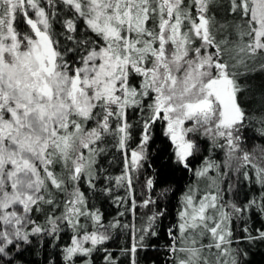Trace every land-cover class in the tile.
Here are the masks:
<instances>
[{
    "label": "snow or ice",
    "instance_id": "6c2138e0",
    "mask_svg": "<svg viewBox=\"0 0 264 264\" xmlns=\"http://www.w3.org/2000/svg\"><path fill=\"white\" fill-rule=\"evenodd\" d=\"M253 246L264 0H0V264H251Z\"/></svg>",
    "mask_w": 264,
    "mask_h": 264
},
{
    "label": "trees",
    "instance_id": "16d2710c",
    "mask_svg": "<svg viewBox=\"0 0 264 264\" xmlns=\"http://www.w3.org/2000/svg\"><path fill=\"white\" fill-rule=\"evenodd\" d=\"M248 135L251 137L254 135L253 131L249 130ZM262 141L259 139H253L250 143L251 145H255V144H259ZM163 145L161 144L160 140L158 139L156 141V145L154 146V150H153V155L156 156L158 155V153L155 151V149L158 148H162ZM207 154V153H205ZM214 158H218V156L215 153ZM166 159V157H165ZM199 162L197 161V164ZM154 168L158 166V164L154 163L152 165ZM118 169H119V163L117 162V164L113 165V174H118ZM172 184H173V188L176 190V195L172 198V206L173 208L177 205V201L180 195L181 190L183 189V187L190 182V176L189 174H185V173H181L179 171L175 172L173 174L172 177ZM97 206H100V202H97ZM102 211H105L106 214H109V218H111V215H115L116 213V206L114 204L111 203V201L107 202V203H103V206L101 208ZM122 242V241H121ZM111 243V242H109ZM113 248L115 249V245H112ZM37 260H41L42 256H37L36 257ZM246 259H248L251 264H264V246H253L251 249L250 254L246 257Z\"/></svg>",
    "mask_w": 264,
    "mask_h": 264
},
{
    "label": "rangeland",
    "instance_id": "374dc122",
    "mask_svg": "<svg viewBox=\"0 0 264 264\" xmlns=\"http://www.w3.org/2000/svg\"><path fill=\"white\" fill-rule=\"evenodd\" d=\"M218 154V155H217ZM214 156H215V154H213ZM216 155L218 156V158L220 157V156H222V154H219V153H216Z\"/></svg>",
    "mask_w": 264,
    "mask_h": 264
},
{
    "label": "flooded vegetation",
    "instance_id": "af4514ba",
    "mask_svg": "<svg viewBox=\"0 0 264 264\" xmlns=\"http://www.w3.org/2000/svg\"><path fill=\"white\" fill-rule=\"evenodd\" d=\"M218 155V154H217Z\"/></svg>",
    "mask_w": 264,
    "mask_h": 264
}]
</instances>
